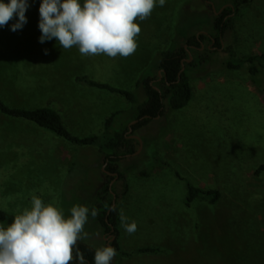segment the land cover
<instances>
[{"label": "rangeland", "instance_id": "obj_1", "mask_svg": "<svg viewBox=\"0 0 264 264\" xmlns=\"http://www.w3.org/2000/svg\"><path fill=\"white\" fill-rule=\"evenodd\" d=\"M40 3L29 0L21 30L11 31L14 20L0 27V96L18 107L56 108L79 137L100 134L110 114L133 103L77 82V76L136 91L142 72L156 63L158 51L170 46L175 25L190 27L191 11L211 12L206 0H166L163 7L157 3L149 18L136 21L141 31L135 53L111 58L82 56L75 46L60 48L55 39L40 43ZM233 22L224 44L233 45L240 68L192 74L194 99L189 106L168 108L165 117L136 131L145 141L122 162L130 190L118 198V207L137 230L129 235L119 225L120 253L111 264H264V171L255 175L264 163V73L253 82L245 62L264 52V0L243 4ZM218 56L219 65L229 57L223 49ZM157 72L154 67L153 74ZM155 150L165 164L151 171ZM104 165L98 146L73 143L0 113V207L10 214L30 208L33 195L65 216L77 204L91 211L106 181ZM144 169L151 171L150 177L140 176ZM186 180L220 190L221 202L200 198L187 207ZM85 230L90 240L83 242L111 245L90 214ZM142 247L164 252L139 253Z\"/></svg>", "mask_w": 264, "mask_h": 264}, {"label": "trees", "instance_id": "obj_2", "mask_svg": "<svg viewBox=\"0 0 264 264\" xmlns=\"http://www.w3.org/2000/svg\"><path fill=\"white\" fill-rule=\"evenodd\" d=\"M209 1L211 2H207L211 9L210 13L190 10L188 16L193 19L192 25L186 29L181 24L175 25L174 37L170 46L164 51H158L156 63L151 66L150 70L142 72L136 82V91L120 88L108 82L96 81L88 76L76 77L77 82L125 96L133 103L129 109H121L110 114L100 134L79 137L68 129L62 113L56 108L52 106L18 107L7 103L0 96V113L4 116L34 123L38 127L82 146L96 145L104 154V168L111 173H118L116 176L104 171L106 181L98 188L94 199V208L98 213L96 220L102 225L105 233L112 232L115 237L111 246L116 249V256L120 253L119 237L121 235L118 198L121 195H127L130 190L128 170L122 167V162L126 157L135 155L140 147L141 142L136 137V131L150 125L156 119L165 117L168 108L177 111L189 106L194 99L192 74L207 75L217 69V72H221L225 68H240L239 63L242 61L238 58L233 45L225 46L224 39L234 29L233 20L236 12L249 0ZM182 40L184 42L180 43ZM203 42L207 46L203 47ZM222 49L229 57L227 61L219 65L218 54ZM191 54L192 60H190ZM245 62L249 63L250 77L253 82H256L257 77L264 73V52L246 57ZM154 67L158 68L156 74H153ZM138 89H142V92ZM134 121L137 122L134 123ZM141 140L145 141V138L142 137ZM154 157L151 164L149 163L151 171L159 163L165 164L158 159L156 150ZM151 171L144 169L139 174L141 177L148 178ZM262 171H264V163L258 167L255 175H260ZM176 173L183 178L178 171ZM186 181L188 193L185 204L187 207L190 208L200 198H208L211 204L221 202L220 190L204 188ZM113 206L116 211L111 210ZM13 217L14 215L0 207V226L6 227L12 222ZM89 245L81 241L78 242L77 247L83 253L87 264H94L95 247ZM137 251L144 254L164 252L159 247H142Z\"/></svg>", "mask_w": 264, "mask_h": 264}, {"label": "clouds", "instance_id": "obj_3", "mask_svg": "<svg viewBox=\"0 0 264 264\" xmlns=\"http://www.w3.org/2000/svg\"><path fill=\"white\" fill-rule=\"evenodd\" d=\"M166 0H41L39 5V42L55 39L60 48L74 46L82 56L106 55L127 58L135 53L136 37L141 28L136 22L150 17L153 9L163 7ZM28 0H0V27L11 23V31L21 30L27 23ZM44 54L48 50L44 49ZM112 211H116L115 206ZM89 214L97 216L85 205H73L65 216L53 204H45L33 195L30 208L16 214L6 227L0 226V264H87L77 245L89 241L85 230ZM120 224L129 235L137 224L128 222L119 210ZM89 246H92L90 244ZM75 250V256H74ZM117 255L110 244L94 249V264H111Z\"/></svg>", "mask_w": 264, "mask_h": 264}, {"label": "water", "instance_id": "obj_4", "mask_svg": "<svg viewBox=\"0 0 264 264\" xmlns=\"http://www.w3.org/2000/svg\"><path fill=\"white\" fill-rule=\"evenodd\" d=\"M208 2H211V1H209V0H207ZM192 58H193V56H192V54H191V59L190 60H192ZM159 74H161V72H159ZM137 121H134V123H136ZM130 131H132V129H130ZM136 136V135H135ZM136 137H138V136H136ZM139 139H140V142H141V144H140V147H139V149L137 150V152H136V154L138 153V151L142 148V140H141V138L140 137H138ZM104 171L105 172H107L108 174H111V175H118V173H111V172H109V171H107L105 168H104ZM115 238V237H114ZM113 238V239H114Z\"/></svg>", "mask_w": 264, "mask_h": 264}, {"label": "flooded vegetation", "instance_id": "obj_5", "mask_svg": "<svg viewBox=\"0 0 264 264\" xmlns=\"http://www.w3.org/2000/svg\"><path fill=\"white\" fill-rule=\"evenodd\" d=\"M203 47H205V43H204V42H203ZM159 72H160V71H159ZM160 75H161V74H160ZM105 234H106L108 237H110L111 240H113V238H114L113 236H114V235L112 234V232H107V233H105Z\"/></svg>", "mask_w": 264, "mask_h": 264}]
</instances>
